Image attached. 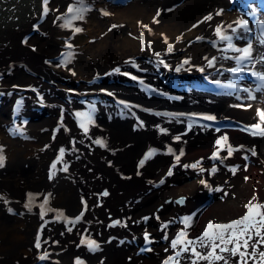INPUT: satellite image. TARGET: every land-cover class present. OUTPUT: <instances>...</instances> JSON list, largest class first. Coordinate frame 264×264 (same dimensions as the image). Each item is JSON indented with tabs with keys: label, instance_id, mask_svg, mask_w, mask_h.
Here are the masks:
<instances>
[{
	"label": "bare ground",
	"instance_id": "bare-ground-1",
	"mask_svg": "<svg viewBox=\"0 0 264 264\" xmlns=\"http://www.w3.org/2000/svg\"><path fill=\"white\" fill-rule=\"evenodd\" d=\"M112 2L113 0L110 4ZM233 2L234 0H140L139 16H143L147 19L146 23H149L138 26L137 30L120 26L113 29L110 28L109 19H104L106 22L100 21L105 29L102 30L103 39L93 45L96 47L95 51L88 54L81 49L73 52L75 63L72 62L84 82L73 78L71 68L64 75L53 74L50 67L44 69L46 57L28 46L27 49L0 48V66L4 65L0 71L13 69L16 74L8 82L9 91L20 92L22 89L18 90V86L26 84L29 87L28 83L40 82L38 78L45 80V77H63L62 79L73 81V86H68L72 91L63 93V98L69 100L68 104L51 105L50 111H37L39 105L34 104L36 102L33 100L32 103L25 99L26 96L21 92V95H12L10 98L8 95L1 102L4 110L8 111L6 118L10 122L9 127L12 125L10 130L15 134L24 131L30 133L38 141L40 148L29 153L28 148L36 147L20 146L26 150L16 151L12 161L4 159L3 166H0V208L11 209L9 216L12 218H6L9 222L0 227V264H36L45 253V264H50V261L56 264H76L77 259L83 264H164L168 257L175 256L180 251L179 246L177 249L171 247V241L182 230L187 233L186 239L195 241L209 222L225 224L243 217L248 211L245 206L250 201L253 204H264V190L256 188V181L264 180V136L252 134L264 129L257 121L260 120L259 108L264 109V93L259 94L257 91L263 87L253 79V87L250 89L252 92L235 90L233 85L249 89L240 84V79L234 78L229 71L238 67L234 57L239 53L225 51L226 42L220 41L216 33L219 26L223 34L233 35L236 48L243 49L251 44L252 59L239 66L244 70L264 73V62L261 60L264 57V45L258 42V38L264 35V11L256 3L250 4L247 14L254 18V27L248 26L249 31L240 29L233 33L232 29L237 27V22L244 20L243 17H236L237 15L227 18L229 14L225 11ZM244 4L246 8L247 3ZM99 12L105 15L104 11ZM109 17L111 19L114 15ZM73 22V25L79 26L83 20ZM251 29L256 32L254 39L249 38ZM141 33L144 35L143 50ZM128 39L132 41L129 45ZM149 41L150 48L147 46ZM171 42L174 46L169 53L167 44ZM134 49L139 54L159 53L158 58L163 60L164 65H168L169 71L182 75L195 72L198 80L201 79L204 83L197 85L193 80H179L176 86L157 79L158 75L154 72L153 80L152 69L144 68V62L141 63L144 60L138 59L140 55ZM212 58L215 60L210 67L208 62ZM138 61L144 69L140 68L141 70H134L132 73L140 75L145 81L144 85L143 82L132 81L133 83H129L132 86L128 87V83L118 82L116 76V81H96L101 73L127 69L126 63L129 62L130 66L131 62L137 64ZM24 66L26 71L23 70ZM177 68L180 71H176ZM29 69L35 71L33 77ZM33 88L36 89V86L33 85L31 89ZM170 90L184 91L185 94L164 95ZM242 92L246 94H241ZM250 94L254 98L250 99ZM255 97L259 102H256ZM241 99L246 100L248 105L239 104ZM80 112L92 114L93 123L89 124L87 134L80 127V118L76 115ZM207 116L215 119L209 121L205 119ZM195 117L205 119L208 126L197 123L199 121L194 120ZM233 117L241 122L240 128L230 129L223 124ZM220 122L222 125H218ZM253 125L259 127H252ZM161 128L167 131L162 133ZM176 137L180 139L177 140ZM223 137H227V140ZM97 139H102L106 146L97 145ZM217 140H221L223 147L217 145ZM15 143L17 142L12 141L10 144H14L13 149L15 146L18 150ZM228 147L233 152L249 153L258 164L254 174L249 169L243 175L244 180H250L249 183L237 187L241 203L234 207L204 204L200 208L202 203L198 202L204 198L203 193L210 189V185L214 188L227 185L228 179L233 178L225 187L226 190L236 187L238 184L235 185V182L240 181L241 169L238 167L233 173L234 163L229 159L224 162L230 157L227 155ZM61 148L64 149V156L58 161ZM169 148L172 149L171 153ZM152 149L156 150L155 154L141 166L140 161ZM218 149L220 158L217 162L231 165L228 168L226 166L230 171L223 170L224 165L220 166L222 169L214 178V175L206 174V169L209 159L213 158V153ZM181 150L184 155L177 163L175 157ZM200 158L203 161H200L197 168L184 167ZM53 163H56L55 169L52 167ZM65 164L67 171L63 170ZM200 168L204 171H200ZM169 170L171 175H168ZM185 174L193 177L198 175L199 179L179 185V179H183ZM201 180L205 183L202 184ZM195 187L196 193L189 196ZM105 192L108 194L104 195ZM29 193L35 197L31 210L26 207ZM45 196L49 197L46 209L53 211L45 210V214L41 216L39 205L44 202ZM253 196L256 197L255 200H252ZM168 197L170 200L164 201ZM191 197L195 198H192L193 203H189ZM181 198L183 203L179 202ZM163 203L170 204L164 205L162 209ZM201 210L203 212L200 213ZM61 212L63 217L57 219ZM76 217L81 219L77 221ZM185 217H192L187 228L183 223ZM10 221H13V225ZM115 221L119 223H114ZM153 224L157 231H148L147 227ZM170 230L174 233L168 237V247L153 250L152 254L143 253L144 256L129 251L130 248L137 250L151 237L168 235ZM146 233L148 240L145 239ZM38 237L39 248L36 247ZM82 238L96 241L99 248L90 250L87 245L81 244ZM194 246L197 251L207 254L208 249L201 248L199 243ZM23 249L32 256L28 257ZM141 251L144 250L141 248ZM221 254L228 260V264H238L239 257L227 252ZM194 260L196 264H207L205 260H198L191 251L182 252L177 257L178 264H193ZM215 264L223 262L217 261Z\"/></svg>",
	"mask_w": 264,
	"mask_h": 264
},
{
	"label": "rangeland",
	"instance_id": "rangeland-1",
	"mask_svg": "<svg viewBox=\"0 0 264 264\" xmlns=\"http://www.w3.org/2000/svg\"><path fill=\"white\" fill-rule=\"evenodd\" d=\"M111 1L112 0H101V1L100 0H84V5L86 6L87 11H85L83 13V15H84V19L82 22L83 24L81 23V24H79V26L77 25L79 28L82 29V31L77 33L74 30L75 27H77L76 25H73L74 29L72 27H71L72 28L71 29V28L62 26L65 18L68 16V13H67L68 7L70 5H72L73 7H76L77 6V0H48V4H47L48 11L46 14L44 13L43 0H0V48H2V49H15V48L16 49H19V48L27 49V46H28L31 48V50H34L35 52L40 53L41 56L46 57L47 60H44V66H43L44 69H47V68L49 69V67H50V69H52V71H53V74H60V75H64L68 72V70L72 69V71L76 74L75 75L73 73V76H74L73 78L77 79L79 82H84L85 80H83V78L80 75H78V68H76L73 64V62L75 63V61L73 59V56H74L73 52H77L80 49L83 52H85L86 54L95 51L96 47L93 45H96L99 41H101L103 39L102 34L104 33V31H102V30L105 29V27H103L101 25V23L107 21L104 19L110 20V22H109L111 24L110 28L118 29V26H120V28H122V27L126 28L127 27L128 29L133 30V31L137 30V28H139L138 26H142V24H148L149 23V22L146 23L147 19H144L143 16H139V13L141 12V10H140V7H139L140 5L138 2H140V0H113V2H112L113 4H110ZM243 3H247L246 8L244 7L245 4L243 5ZM252 3H256L260 7V9L262 11H264V6H263L264 0H257V1L256 0H243V1L242 0H234V2L230 5V7L225 11L227 14H229L227 18L230 19L231 17L237 15L236 17H238V16L241 18L243 17L244 20H246L248 22L249 27L250 26L254 27V21H255L254 18L252 16H250L251 14L250 15L247 14L248 6ZM99 11H102V12L104 11V13H108V15L100 14ZM225 12H224V15H225ZM109 15H114V17L111 18L112 20L110 19L111 16L109 17ZM205 20L206 19H204V21ZM100 21H102V22H100ZM150 21H151L150 23H152V24L154 23L151 19H150ZM113 25H115L116 27H113ZM159 28H161V27H159ZM133 31H131V33H133ZM157 31H161V30L157 29ZM254 33H256V32L253 29H251V31L249 33V38L254 39ZM131 43H132V41L130 39H128V45ZM69 44L72 46L71 48L67 47V45H69ZM170 44H172L174 46V43L171 42ZM90 46H93V47L90 48ZM134 51L136 52L135 49H134ZM68 52H71L73 54L72 58L67 63H61L65 54H67ZM136 53L138 55H140L138 57V59L144 60L141 62V63L144 62L143 63L145 65L144 68H146L147 70H148V68L152 69L151 74H152L153 80H155V77L153 75V72H154V74H156V76L158 75L157 79H161L165 83H169V84L176 85V86L178 85L179 80H183V81L193 80L196 82L197 85H199L198 83H204L201 79L198 80V77L196 76L195 72H192L191 74L187 73L186 75H182L181 73L177 74V73H173V72L169 71L168 68L165 67L163 63H161V61H163V60L159 59L158 56L153 54V53H147V54H144V53L139 54L138 52H136ZM152 55L154 56V58ZM145 61H147V62H145ZM139 62L140 61H138L137 64H136V62H135V64H134V62H131L130 66L128 64L129 62L126 63L128 65L127 69H123L120 71L115 70L113 73H109V72L101 73L100 75H98L96 77V81L97 80H106V79H108L110 81H116L115 78L117 77L118 82L124 81L125 84L128 83V87L132 86V85H129V83H133V82H135V83L143 82V85H144L145 81L143 80V78L140 75L138 76L135 73H132V71H134V70L144 69V68L140 67ZM3 66L4 65L1 64L0 68ZM152 67L155 69H153ZM23 68H24L23 69L24 71L27 70L26 66H24ZM65 69H66V71H65ZM251 72H252L251 70H247V69L244 70L243 69V72L241 73L242 78L239 80L240 84L242 83L243 86L249 87V89H252V87H253L252 81H253V79H255V77H252L250 75ZM29 73H30L31 77H33L36 74L35 71H33L31 69H29ZM131 73H132V75H131ZM10 74H11V76H10ZM12 76L16 77V74L14 73L13 69H8L6 72L0 71V93L5 94V95H0V149H1L0 152H2L0 155L4 154L3 155L4 159H7L9 161H12V158L16 154V151L18 152L21 150H26V149L20 148V146L21 147L35 146L36 148H34V149L28 148L29 153H32L33 150L37 151L40 148V145H39V143L37 144L38 141H35V138L30 133L24 131L20 134H15L10 130L12 125L9 127L10 122L6 118V114H8V111H5L1 105V102L4 99V97L9 95V98H10V97H12V95L18 96V94L19 95L22 94V95L26 96L25 99H27L28 101H31L32 103L34 101V102H36L34 104H36L37 106L39 105L37 107V111H41V109L42 110L46 109V110L50 111L51 105L63 106L65 103L68 104L67 101H69V100H67V98H63V95H65L69 91H72V89H70V87H68V86H73V81L62 79L63 77H58V78L45 77V80L38 78L40 80V82H33L32 84L28 83L27 85H30L29 87H26V84L18 86V90L22 89L20 91L21 92V94H20V92H13V91L7 90L9 87L8 82H9V80H11ZM128 76H131V77H128ZM80 77L82 80H80ZM92 82H94V80ZM33 85L36 86V89H34V88L31 89ZM203 85H205V84H203ZM262 87L263 88L260 87L258 89L257 93H259V94L264 93V91H263L264 86H262ZM2 88H3V90H2ZM241 89L242 88L239 85L235 86L236 91L240 92V91H242ZM12 93H14V94H12ZM63 93H65V94H63ZM181 93H183V94H181ZM184 94H185L184 91L178 92L175 90H170L168 92H165L164 95L179 96V95H184ZM237 94H240V93H237ZM241 94H246V93L242 92ZM49 97H50V100H47V98H49ZM42 99H43V102H42ZM243 100L244 99H241L239 104L246 105L247 104V103H245L246 100H244V101ZM55 102H57L58 104ZM256 102H259L258 98H256ZM243 103H245V104H243ZM47 106H48V108H47ZM6 109H8V108H6ZM259 109L260 110H258V113L260 115V120L257 119V121L259 122V125L262 128H264V115H262V114H264V109H263V107H261ZM200 118L201 117H195L194 120H198L199 122H197V123H199L201 125L203 124L202 126H208V122L205 121V119H200ZM231 119L223 122V124H226V126L229 127L230 129L241 127V122L239 120H237V118L233 117ZM243 120L245 121V119H243ZM39 122L41 123L40 120H39ZM218 125H222V122L218 123ZM234 125H236V126H234ZM230 126H234V127H230ZM12 141L17 142L15 144H17V146L19 147L18 150L15 149V146L13 149L14 144H10ZM7 148H8V150H7ZM3 151H4V153H3ZM29 153H28V155H29ZM242 153H240L239 151L233 152L232 153L233 155H231L230 157H227V158L225 157L226 159L224 160V162H225L227 159H229L230 162L234 163L233 167H235V168L239 167L241 169V176L239 178L240 181L235 182V185L236 184H238V185L232 189H230L231 188L230 187V188L224 190L225 187L228 185V183H231L233 181L232 180L233 178L228 179L229 181L227 180L228 181L227 185L223 184V186H219L217 188H214L210 185V187H209L210 189L203 193L204 198L200 199L198 202V204L202 203L199 206L200 208H202V205H204V204H206V206H207V204L208 205L210 204V206L225 204L229 207H234L236 205L237 206L240 205L242 199L239 198L238 193L240 190H237V187H240L242 185L244 186V184L249 183L250 180H246V179L244 180L243 175L245 173H247V171L249 169L254 174V171L256 170L257 165H258L256 160L252 156H250L249 153L245 152L246 155L244 153L242 155ZM234 157H235V159H234ZM219 158L220 157L212 158L211 160L209 159L208 168L206 169V174L214 175L213 177L215 178V176L219 172V170L222 169L220 166L224 165L225 169H223V170H226L228 168V166L230 167L231 163L225 164L224 162L223 163L217 162L219 160ZM198 161L200 163V161H203V158H200V160L198 159ZM212 161H213V163H212ZM215 162H217V164ZM213 164H214V166H213ZM218 165H219V167H218ZM226 166H227V168H226ZM213 167H215L217 169V171L214 173L211 171ZM231 168H232V166H231ZM228 171H230V170H228ZM183 177H184L183 179H179V182H180L179 185H182L184 183H190L192 180L195 181V180L199 179L198 175L196 177L195 176L193 177V176H189L188 174H185ZM257 179H260V178L258 177ZM256 182H257L256 188L261 187L260 189L264 190V180L261 179V181L258 180ZM153 184L155 185L156 182L154 181ZM253 184H254V181H253ZM196 187L194 188V190H192V192L190 194H188L189 196L193 195V193L194 194L196 193V191H195V189H197ZM252 187L253 186H251V188ZM249 188H250V186H249ZM241 189L243 190V188H241ZM245 195H246V192H245L244 196ZM169 198L170 197H168L164 201L170 200ZM192 198H193V200H195L194 197H191L189 199V203L190 202L193 203ZM201 200H202V202H200ZM169 204L170 203H168V204L163 203V205H161L162 209H163L164 205L168 206ZM172 204H173V202H171V205ZM199 212L201 213V212H203V210H201ZM9 214H10L9 208L8 209H7V207L0 208V227L4 226L5 222H9L6 218L12 219L9 216ZM194 217H196V215L193 216V218ZM11 222H13V221H10V224L13 225ZM174 227H176V226H174ZM147 230L151 231V232L157 231L154 224L151 225V227H147ZM173 233H174V231L170 230L168 232V235H165L164 237H161V235L158 238L151 237L152 239L149 238V241L147 243L143 244V246H141L140 248L138 247L137 250L135 248H130L129 251L131 253H134V252L138 253V256H140V255L144 256V254H149V253L152 254L153 250L161 249L163 247H165V248L168 247V245H169L168 237L173 235ZM1 235L2 234L0 233V236ZM165 237H167V238H165ZM141 248L144 250L143 252L141 251ZM22 251L23 252L25 251V253L28 257L32 256V254L27 252L25 249H23ZM143 259H144V257H143ZM49 263L50 264H56L52 261H50ZM36 264H45V259H39V261Z\"/></svg>",
	"mask_w": 264,
	"mask_h": 264
},
{
	"label": "snow or ice",
	"instance_id": "snow-or-ice-1",
	"mask_svg": "<svg viewBox=\"0 0 264 264\" xmlns=\"http://www.w3.org/2000/svg\"><path fill=\"white\" fill-rule=\"evenodd\" d=\"M48 0H43L44 5V13L46 14L48 11L47 8ZM87 11L86 6L84 5V0H77V6L73 7L70 5L67 9L68 16L65 18L63 27L71 28L73 27V21L76 20H83L84 15L83 13ZM107 15L108 13H104ZM210 19V17L208 18ZM113 27H116L113 25ZM145 28L148 26L145 25ZM243 29L244 31H249L248 28V22L246 20L244 21H238L237 27L232 29V32L235 33L236 31ZM75 32L82 31L81 28L75 27ZM217 36L220 41L226 42V48L227 50H233L237 53H239L238 56L234 57L236 60V63L238 67L231 68L229 71L233 73L234 78L241 79L242 76L240 75L243 72V68L239 65H242L244 61H250L252 59L251 55V44H249L248 47H245L243 49L236 48L233 44V35H227L223 34L221 32V28L218 26L216 29ZM141 43H142V50L144 49V35L141 33L140 36ZM177 39H180L179 37ZM165 42L167 43V39L165 38ZM258 42L262 45H264V35H262L260 38H258ZM147 46L151 47V41L148 42ZM67 47L71 48L72 46L69 44ZM167 51L171 53L173 51V45L167 44ZM72 53L68 52L61 63H67L72 58ZM157 56H159V53H156ZM215 58H212V60H209V66L211 67L213 65ZM262 62H264V57L261 58ZM188 61H185L187 63ZM161 63H164L161 61ZM165 67H168L167 64L164 65ZM116 71H119V69H116ZM176 71H180L179 68L176 69ZM203 71V69H201ZM250 75L252 77H255V79L259 82L260 86H264V73H257V72H251ZM217 84H219V81H216ZM235 87V85H233ZM244 92L250 93L251 90L248 88L242 89ZM249 98H254L249 95ZM94 111V109H93ZM77 117L80 118V127L83 129V131L87 134L89 131V124L93 123L92 120V114L91 112H80L76 113ZM168 115V114H165ZM264 115V114H262ZM205 119L212 121L215 119L213 116H207ZM252 127H259L258 125H253ZM160 131L166 132V129L161 128ZM219 131V129H217ZM253 135H261L264 136V129H261L259 132H253ZM177 140H179V137H176ZM224 140H227V137H223ZM95 143L97 145H100L102 147L106 146L105 142L102 139L95 140ZM217 145H221V140L216 141ZM223 147V145H221ZM168 151L171 153L172 149L169 148ZM156 150L152 149L150 150L140 161V165L143 166L145 161L150 159L151 156L155 154ZM233 152V149L231 147H228L227 149V155L231 156ZM255 154V153H253ZM184 153L181 150L179 155H176L175 159L176 162H180L181 156H183ZM219 155V149L217 152L213 153V158L218 157ZM64 156V149H60V154L57 158V160H61ZM222 162V161H221ZM4 163V157L3 155H0V166H3ZM199 166V161L192 163L191 165H184L185 168L191 167V168H197ZM53 169L56 168V163H53L52 165ZM64 171H67V165L64 166ZM200 171H204L203 168H200ZM213 173L217 171L215 167L211 170ZM233 173H235L236 168L232 169ZM172 172L169 170L168 175H171ZM53 175L55 173L53 172ZM247 179V178H246ZM163 183V181H161ZM201 183L204 184L205 181L201 180ZM108 193L105 192L104 195H107ZM2 199V197H0ZM256 197L253 196L252 200H255ZM49 197H44V202L39 205L41 209V216L45 214V210L47 211H53L52 209L48 208L46 209V205L48 204ZM35 201V197L33 194H28V203L26 204V207L31 210L33 203ZM180 203H183V198L179 201ZM7 203V201H5ZM248 211L246 214L236 220L230 221L229 223L225 224H214L212 222H209V224L206 226L204 232L200 237H198L195 241L192 239H186L187 233L186 231H181L178 233L177 237L171 241V247L173 249H177L178 246L180 247V251H177L175 256L168 257L167 260L164 261V264H178L177 257L181 255L182 252H188L191 251L198 260L202 259L207 261V264H215L217 261L223 262V264H228V260L225 258L224 255L221 253H229L231 256H237L239 257L238 264H249V261H251V264H264V250H261L264 248V204L256 203L253 204L252 201L249 202L248 205L245 206ZM11 211V209H9ZM82 215V214H81ZM63 217V213H59L57 215V219H60ZM77 221L81 219V217L75 218ZM147 219V217H145ZM192 217H185L183 219V223L185 225V228H187L191 224ZM114 223H119V221H115ZM71 231V229H69ZM167 238V237H165ZM185 238V239H182ZM145 239L148 240V234H145ZM199 243L201 248H207L208 252L206 255L202 254L201 252L197 251L194 244ZM81 244L87 245V247L95 251L99 248V244L96 243V241L90 239V238H82ZM229 245H232V247H228ZM189 246H192L189 248ZM36 247H40L39 243V237L37 239ZM41 256V259H44L46 257ZM76 264H83L82 261L77 259ZM193 264H196V261H193Z\"/></svg>",
	"mask_w": 264,
	"mask_h": 264
}]
</instances>
